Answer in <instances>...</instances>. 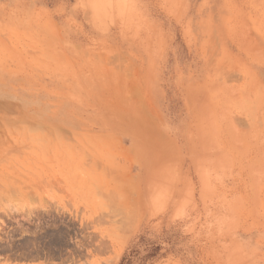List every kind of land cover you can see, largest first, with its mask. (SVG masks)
Instances as JSON below:
<instances>
[{"label": "rangeland", "instance_id": "obj_1", "mask_svg": "<svg viewBox=\"0 0 264 264\" xmlns=\"http://www.w3.org/2000/svg\"><path fill=\"white\" fill-rule=\"evenodd\" d=\"M0 264H264V0H0Z\"/></svg>", "mask_w": 264, "mask_h": 264}]
</instances>
